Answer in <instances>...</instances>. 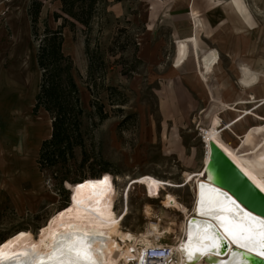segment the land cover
I'll use <instances>...</instances> for the list:
<instances>
[{"label":"rangeland","instance_id":"obj_1","mask_svg":"<svg viewBox=\"0 0 264 264\" xmlns=\"http://www.w3.org/2000/svg\"><path fill=\"white\" fill-rule=\"evenodd\" d=\"M54 38L58 109L34 114L37 54ZM0 40L20 43L10 53L25 59L20 71L19 55L0 61V243L38 237L55 213L109 189L119 216L128 204L127 230L145 231L150 207L162 228L177 224L163 239L173 245L183 215L163 201L191 207L185 174L203 169L201 130L245 156L264 152V138L253 149L241 139L264 127V0H0ZM56 119L64 135L41 166ZM147 178L165 189L138 183Z\"/></svg>","mask_w":264,"mask_h":264},{"label":"bare ground","instance_id":"obj_2","mask_svg":"<svg viewBox=\"0 0 264 264\" xmlns=\"http://www.w3.org/2000/svg\"><path fill=\"white\" fill-rule=\"evenodd\" d=\"M203 67L205 68L206 65ZM250 100L254 101L256 98L251 96ZM201 131L204 138V148H206L203 169L199 174H185L186 182L190 183L194 194L191 207L183 206L171 194H167L163 201L166 209L183 215V221L180 225L181 235L174 239L173 245H169L174 254L171 264H212L211 258H217L219 262L228 258V256L225 258L215 256L216 249H208L205 255L197 253L194 259H189L188 256L189 252L195 251L198 244L209 243L201 239L203 232L213 233L206 224H193V219L210 222L220 230L222 235L224 234V229L220 227L219 220L211 215L201 214L200 200L202 194L206 201L209 199L219 201L221 207L218 211L222 215H227L229 209L235 213L236 206H239L237 203L233 205L226 200L216 185L218 179L213 173L207 172L206 174V170L204 171L205 164H208L211 157V142L217 144L239 170L264 193V152L245 156L241 151H231L219 140L218 132L213 128H206ZM257 138H264V127H251L241 138L243 146L255 148ZM142 182H145L152 192L156 191L157 188L165 189L162 182L152 178L138 181V183ZM111 193L112 190L109 191L108 189L106 193L93 199L79 200L55 213L48 223L41 228L38 237L33 232L26 230L19 231L5 239L0 243V264H28L29 261H35L39 257L45 259V264H57L56 261H50L48 257L57 247L59 238L71 233L88 237L92 258L96 264H140L145 249L164 244L162 240L175 233L173 227H176L177 224L171 221L169 227L162 228V217L157 216L150 207H147L145 211L149 221L146 230L141 233L127 230L123 222L128 216V204L125 213L119 216L113 207L110 198ZM242 213L244 212L242 211ZM163 214L167 217V213ZM246 221L259 230V225L255 221L247 220V218ZM227 239L233 246L239 247L231 238ZM190 244L192 247H189ZM241 249L258 256L255 251L246 248ZM234 262L235 260H231L227 264H234ZM80 264H87V261L82 260Z\"/></svg>","mask_w":264,"mask_h":264},{"label":"snow or ice","instance_id":"obj_3","mask_svg":"<svg viewBox=\"0 0 264 264\" xmlns=\"http://www.w3.org/2000/svg\"><path fill=\"white\" fill-rule=\"evenodd\" d=\"M107 178H105V181ZM92 183V182H90ZM98 183H104L100 181ZM84 185H79L78 188H83ZM235 205V201H231ZM219 201L205 200L203 194L200 200V211L202 215H211L220 221V227L224 229V234L212 233L207 231L201 234V239L209 243H200L194 252H189V259H194L195 255L207 254L208 249H219L221 244L220 240H231L241 248L255 251L258 256L264 257V219L252 217L249 213H242L238 206L235 213L231 209L228 210L227 215H222L218 211L220 208ZM247 220L255 221L259 225V230L253 227ZM207 227H212L208 225ZM189 247H192L190 244ZM91 245L87 236H80L76 233L61 236L57 241V247L53 250L52 254L48 257L50 261H56L57 264H80V262L87 261V264H96L92 258L90 251ZM28 264H45L43 257L37 258L35 261H29Z\"/></svg>","mask_w":264,"mask_h":264},{"label":"water","instance_id":"obj_4","mask_svg":"<svg viewBox=\"0 0 264 264\" xmlns=\"http://www.w3.org/2000/svg\"><path fill=\"white\" fill-rule=\"evenodd\" d=\"M210 148L211 157L208 164H205L204 171L206 170V174L207 172L213 173L218 179L216 185L220 194L230 202L235 201L239 205V210L244 213H249L252 217L258 219H264V193L239 170L217 144L211 142ZM193 221V224L211 225L212 227L209 229L213 233L218 232L221 234L220 230L210 222L197 221L196 219H193ZM219 243L221 247L215 250V256L218 258L228 256V258L223 262H219L217 258H211L212 264H227L231 260H235L236 263L234 262V264H264V258L233 246L228 239L220 240Z\"/></svg>","mask_w":264,"mask_h":264},{"label":"trees","instance_id":"obj_5","mask_svg":"<svg viewBox=\"0 0 264 264\" xmlns=\"http://www.w3.org/2000/svg\"><path fill=\"white\" fill-rule=\"evenodd\" d=\"M37 12L38 11H36V15ZM60 61L59 38L49 40L44 48L39 49L37 63L42 74L40 90L36 96V104L33 110L34 114H37L42 107L47 111L58 109L55 102L59 101V80L61 74L59 71V66L61 65ZM62 135H64L63 128L60 121L58 122L56 119L53 125L52 139L45 141L40 151L39 163L41 166H43L45 161L53 164V158L55 157L56 152L52 149L54 146L58 145Z\"/></svg>","mask_w":264,"mask_h":264},{"label":"crops","instance_id":"obj_6","mask_svg":"<svg viewBox=\"0 0 264 264\" xmlns=\"http://www.w3.org/2000/svg\"><path fill=\"white\" fill-rule=\"evenodd\" d=\"M18 20H19V18H17L15 16V18H12V19L9 20L10 23L8 25H9L11 31L13 32V34L16 33L17 35L19 34V36H20V32H21L20 31L21 30L20 26H21V24H20V26L19 25L17 26ZM12 43L15 44L16 41L12 42ZM12 43L10 42V40H8V41H3V40L1 41L0 40V61H3V63H5L6 60L11 62V61H13L12 57L14 55H16V56L19 55V59L20 60L17 61V62H14L13 69L20 71L21 69H23V66L25 65V59L19 53H15V54L10 53L11 48L13 46ZM15 45H14L15 47H17V46L19 47L20 43L17 42ZM14 50L17 52V48L16 49L14 48ZM8 68H9V71H10L11 70V66H9ZM8 68L4 67L3 71H8ZM6 77L7 76H4V75L0 76V81L2 82L1 84H3L5 82Z\"/></svg>","mask_w":264,"mask_h":264},{"label":"built area","instance_id":"obj_7","mask_svg":"<svg viewBox=\"0 0 264 264\" xmlns=\"http://www.w3.org/2000/svg\"><path fill=\"white\" fill-rule=\"evenodd\" d=\"M162 242L164 243L163 240ZM173 257L172 248L167 243H164L145 249L140 264H171Z\"/></svg>","mask_w":264,"mask_h":264}]
</instances>
